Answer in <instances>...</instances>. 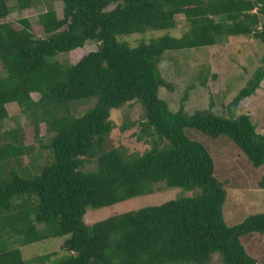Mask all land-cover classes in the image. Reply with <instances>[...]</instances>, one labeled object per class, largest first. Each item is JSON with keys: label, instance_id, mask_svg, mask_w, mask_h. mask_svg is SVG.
<instances>
[{"label": "trees", "instance_id": "1", "mask_svg": "<svg viewBox=\"0 0 264 264\" xmlns=\"http://www.w3.org/2000/svg\"><path fill=\"white\" fill-rule=\"evenodd\" d=\"M9 1L20 11L42 3L0 0V264H211L213 254L222 264H257L241 238L264 233V213L224 221L214 161L186 130L224 136L253 167L262 165L264 132L248 114L229 112L264 80V52L227 113L212 111L211 100L187 109V89L171 109L158 96L161 87L173 89L158 64L165 52L229 36H253L264 46V0H60L59 13L51 5L12 22ZM180 14L182 32L168 34ZM146 30L165 32L133 46L119 39ZM87 40L95 49L69 60ZM196 77L205 85L202 69ZM79 100L92 104L76 113L70 104ZM9 103L25 120L3 128ZM133 103L141 107L134 135L148 143L141 152L108 142L110 110ZM25 157L29 166L21 165ZM157 182L192 193L85 222L86 207L151 193ZM60 235H67L61 256L23 258L12 247Z\"/></svg>", "mask_w": 264, "mask_h": 264}, {"label": "rangeland", "instance_id": "2", "mask_svg": "<svg viewBox=\"0 0 264 264\" xmlns=\"http://www.w3.org/2000/svg\"><path fill=\"white\" fill-rule=\"evenodd\" d=\"M41 2L34 8L20 11L15 7L13 1H9L8 5L11 10L5 19L12 22L19 16H32L51 5L58 13L60 12V0H41ZM175 21L176 26L168 30V34L173 36L179 35L184 28V19L181 14L175 17ZM35 29L37 28L35 27ZM164 32V30H146L143 33L122 35L119 39L133 46L139 40H147ZM36 33H39V30ZM95 46L94 41L87 40L82 49L69 52L68 58L74 60L73 57L79 56V53L83 51L93 50ZM263 52V44L253 36H229L222 42L211 46L165 52L158 67L161 75L172 83L173 89L170 91L161 87L158 90V96L165 100L171 109H175L180 103L183 91L187 89V99L184 101L187 109L206 107L211 100V110L224 113L226 104L238 88L261 64L260 57ZM201 69L206 77L205 85H201L196 77ZM31 96L35 99L37 94L31 93ZM91 104L92 100H79L71 103L70 106L73 105L76 113H80ZM6 109L8 118L3 120V128L10 127L17 121L25 120L15 104H6ZM239 112L250 116L256 132H264V80L259 83L258 88L251 95L241 100L239 105L231 109L229 113L235 116ZM140 114L141 107L136 103L124 104L119 109L110 110L109 118L113 121L114 127L108 137L109 144L112 146L123 144L129 152H141L147 148L148 143L137 140L134 135L139 129L135 121ZM192 129L186 130L187 135L200 142L209 151L214 161L216 177L223 185L225 199L221 206V214L224 221L228 225H232L240 222L248 214L264 213V187L259 185V181L264 179V163L253 167L241 151L224 136L213 139ZM43 132V125H41L40 133L43 134ZM28 133L31 136L30 131ZM46 141V137H44L42 142ZM27 163L28 157L21 158L22 166H29ZM191 193L181 187H167L162 182H157L151 193L133 196L108 206L86 207L84 220L92 222L112 213L146 205H157L169 199L188 196ZM66 236L48 237L25 245H20L17 241L12 247L17 246L23 258L51 250H56V255L61 256L63 252L59 250V245ZM15 239L17 238L12 239V243ZM241 242L246 252L255 258L257 264H264V233L244 236L241 238ZM210 263L222 264L217 254L212 255Z\"/></svg>", "mask_w": 264, "mask_h": 264}]
</instances>
